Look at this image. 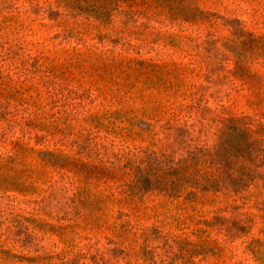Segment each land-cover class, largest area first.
Segmentation results:
<instances>
[{"label":"rangeland","instance_id":"rangeland-1","mask_svg":"<svg viewBox=\"0 0 264 264\" xmlns=\"http://www.w3.org/2000/svg\"><path fill=\"white\" fill-rule=\"evenodd\" d=\"M231 121L246 188L131 189ZM0 264H264V0H0Z\"/></svg>","mask_w":264,"mask_h":264},{"label":"trees","instance_id":"trees-1","mask_svg":"<svg viewBox=\"0 0 264 264\" xmlns=\"http://www.w3.org/2000/svg\"><path fill=\"white\" fill-rule=\"evenodd\" d=\"M262 151L247 129L231 121L222 129L220 141L213 147H195L178 160L146 156L138 167L139 178L131 189L159 191L171 196L193 189L238 192L248 186L251 177L246 167L233 168V158L255 164Z\"/></svg>","mask_w":264,"mask_h":264}]
</instances>
